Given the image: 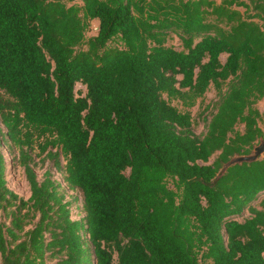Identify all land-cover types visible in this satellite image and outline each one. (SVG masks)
<instances>
[{"label":"trees","instance_id":"16d2710c","mask_svg":"<svg viewBox=\"0 0 264 264\" xmlns=\"http://www.w3.org/2000/svg\"><path fill=\"white\" fill-rule=\"evenodd\" d=\"M263 97L264 0H0L1 264H264Z\"/></svg>","mask_w":264,"mask_h":264},{"label":"rangeland","instance_id":"374dc122","mask_svg":"<svg viewBox=\"0 0 264 264\" xmlns=\"http://www.w3.org/2000/svg\"><path fill=\"white\" fill-rule=\"evenodd\" d=\"M221 0H217V2H220ZM93 28L86 34V37H89L93 34H95L96 30H95V26H96V22L93 21ZM168 45L174 46L175 48L179 49L180 48V44L179 41L176 37H172L168 40L167 42ZM224 55L221 56V59L224 60ZM75 91L76 94H83L85 92V86L77 83L75 85ZM215 99V90L213 89V87H211L206 93L205 96L202 100H198V102L196 103L195 106L188 108L187 110L191 113L192 116V122H193V126H194V130L196 134H200L204 131V121L202 119V112L204 111V109L209 105V103L211 104V102ZM173 104L177 105L181 110H186L184 108H182L178 102L174 101ZM257 108L259 109V111L261 112V116L258 119V123L259 126L261 127V129L263 130V136L261 137V139L264 140V97L261 98L258 102H257ZM259 140H257L256 143H258ZM254 144V145H255ZM2 153L3 156L5 158L6 161V168H7V180H8V186L20 197L23 198H28L29 196V186L27 184V181L25 179L24 173H23V169L19 166H16L12 163L11 158L17 154V149H8L6 146L2 147ZM39 158H35V161L38 162L35 170H36V174L38 179L42 178V175L44 173V171L46 169H50L53 173L55 178L57 179H61V174L59 172H56L55 168L51 165L50 162L45 161L44 163H42ZM213 160V157L210 159V161ZM2 219L1 217V211H0V220ZM0 264H1V260H0Z\"/></svg>","mask_w":264,"mask_h":264},{"label":"water","instance_id":"95a60500","mask_svg":"<svg viewBox=\"0 0 264 264\" xmlns=\"http://www.w3.org/2000/svg\"><path fill=\"white\" fill-rule=\"evenodd\" d=\"M260 158H264V140L259 139V142L252 146L248 153L231 156L221 167L217 177L225 174L227 169L234 165H241L242 163H252Z\"/></svg>","mask_w":264,"mask_h":264}]
</instances>
